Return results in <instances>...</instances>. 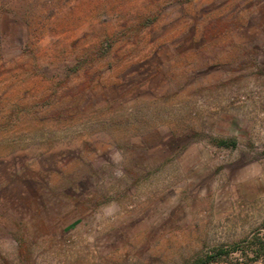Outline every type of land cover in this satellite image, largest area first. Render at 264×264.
Here are the masks:
<instances>
[{
  "label": "rangeland",
  "instance_id": "1",
  "mask_svg": "<svg viewBox=\"0 0 264 264\" xmlns=\"http://www.w3.org/2000/svg\"><path fill=\"white\" fill-rule=\"evenodd\" d=\"M0 264H264V0H0Z\"/></svg>",
  "mask_w": 264,
  "mask_h": 264
}]
</instances>
